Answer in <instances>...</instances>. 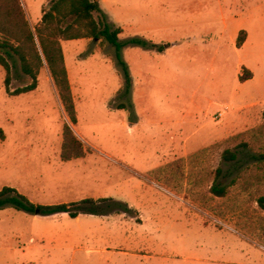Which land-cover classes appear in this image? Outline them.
<instances>
[{
  "label": "rangeland",
  "instance_id": "374dc122",
  "mask_svg": "<svg viewBox=\"0 0 264 264\" xmlns=\"http://www.w3.org/2000/svg\"><path fill=\"white\" fill-rule=\"evenodd\" d=\"M97 1L95 16L121 27V42L142 37L164 50L123 47L128 83L106 40H63L76 124L47 64L38 87L19 95L31 77L11 58L7 90L0 65V190L15 187L36 204L114 198L137 215L43 216L7 206L0 264H95L76 250L95 239L137 254L115 255L119 264L147 255L163 264H264V0ZM241 31L251 34L244 50ZM245 70L257 77L242 81ZM65 122L83 157L63 160ZM123 240L129 245H117Z\"/></svg>",
  "mask_w": 264,
  "mask_h": 264
},
{
  "label": "trees",
  "instance_id": "16d2710c",
  "mask_svg": "<svg viewBox=\"0 0 264 264\" xmlns=\"http://www.w3.org/2000/svg\"><path fill=\"white\" fill-rule=\"evenodd\" d=\"M99 12L100 5L97 0H51L49 7L44 8L42 21L32 27L21 0H0V65L6 70L7 90H10L12 79L11 58H16L22 72L32 79L31 83L15 89L13 91L15 95L35 90L38 87L40 70L47 64L65 112L70 122L76 124L78 115L65 61L63 40L82 38L106 40L115 47L117 58L123 66L128 83L130 80L127 66L121 54L123 47L139 45L146 49L164 50V45H158L142 37H133L126 42H121L119 35L123 29L96 17L95 13ZM244 40L245 31H241L237 45L240 46ZM251 76L252 72L245 70L240 79L245 81ZM120 107L124 105L121 104ZM63 138L61 155L63 160L80 158L86 154L83 141L77 136L69 122L64 123ZM227 153L226 158L235 159V153L229 151ZM212 190L219 195L226 193L224 187L217 185L213 186ZM104 203L107 204L103 205ZM7 206L43 216L62 212L75 218L81 212L109 215L114 211L123 212L132 217L137 215L136 211L126 202L114 198H104L100 201L86 198L73 204H36L12 186H4L0 190V210ZM72 206H77L79 210H73Z\"/></svg>",
  "mask_w": 264,
  "mask_h": 264
},
{
  "label": "crops",
  "instance_id": "0c3cea01",
  "mask_svg": "<svg viewBox=\"0 0 264 264\" xmlns=\"http://www.w3.org/2000/svg\"><path fill=\"white\" fill-rule=\"evenodd\" d=\"M21 1L25 8L29 22L31 26L34 27L42 21L44 8L50 3L51 0L50 1L49 0H21ZM258 26H259L258 32H259V35H261V38H260L261 42L259 44L264 46V29L262 31L260 30V27H261L260 21H259ZM250 40H251L250 31H246L244 42L240 46L237 45L238 50H244L245 48H247L250 44ZM65 59H66L67 66H69L67 62L66 54H65ZM251 72H252L251 79L253 80L257 77V74L254 71H251ZM75 103H77L76 100H75ZM226 107L227 109H230L231 105H226ZM219 112L223 113L221 117L217 116ZM219 112L214 116L215 119H221L224 116L223 111H219ZM171 160L172 159H167L165 163L172 162ZM129 243H130L129 240H123V241H120V243L117 245L123 246V245H129ZM114 246H115V243L111 239H95V240L88 241L87 246H84L83 244L80 245L79 247L76 248V250L84 252L86 256L88 257H92L93 255H95L97 257L95 264H119L118 262H116V258H115V255H118V254H123V255L131 254L133 256H137L135 252L132 253L126 248L116 249ZM28 249L38 250L39 249L38 242H32V244L29 245ZM17 251L18 250L16 248L14 247L11 248V252L16 253ZM138 264H163V258H160V257L157 258L156 256L152 257L151 255H147L145 257V261H143L142 263H138Z\"/></svg>",
  "mask_w": 264,
  "mask_h": 264
},
{
  "label": "built area",
  "instance_id": "2783aa9c",
  "mask_svg": "<svg viewBox=\"0 0 264 264\" xmlns=\"http://www.w3.org/2000/svg\"><path fill=\"white\" fill-rule=\"evenodd\" d=\"M222 115H223V113L222 112H219L217 116L218 117H221Z\"/></svg>",
  "mask_w": 264,
  "mask_h": 264
}]
</instances>
